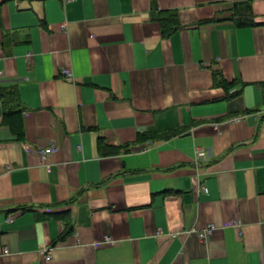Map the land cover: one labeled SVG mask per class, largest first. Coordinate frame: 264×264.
<instances>
[{
	"label": "crops",
	"instance_id": "1",
	"mask_svg": "<svg viewBox=\"0 0 264 264\" xmlns=\"http://www.w3.org/2000/svg\"><path fill=\"white\" fill-rule=\"evenodd\" d=\"M0 87V264H264V0H0Z\"/></svg>",
	"mask_w": 264,
	"mask_h": 264
},
{
	"label": "trees",
	"instance_id": "2",
	"mask_svg": "<svg viewBox=\"0 0 264 264\" xmlns=\"http://www.w3.org/2000/svg\"><path fill=\"white\" fill-rule=\"evenodd\" d=\"M167 18L168 22H165L163 17L158 18V21L161 23L162 26L163 35H167L171 30L177 27V19L174 13H168ZM242 25L248 24L243 22ZM0 97L4 106V122L10 126L12 132L19 140L23 139V110L22 108H20V102L18 100L15 88L0 87Z\"/></svg>",
	"mask_w": 264,
	"mask_h": 264
},
{
	"label": "built area",
	"instance_id": "3",
	"mask_svg": "<svg viewBox=\"0 0 264 264\" xmlns=\"http://www.w3.org/2000/svg\"><path fill=\"white\" fill-rule=\"evenodd\" d=\"M62 27H64V24L62 25ZM59 74H60L61 78H63L64 80L71 81V82L74 81L73 74H72L71 70L68 68H61L59 71ZM240 119H241L240 117H235V118L231 119V122H237ZM58 150H59V146L55 143H52L49 146H47L46 148L37 150L36 153L42 162H46ZM203 191H206L205 187H203ZM6 221L11 222L12 221V215H8L6 218ZM213 229H214V227L212 225H209L202 230L191 229V230H189V232H194L197 235V237L199 238V240H201L202 242H206L208 240V238L210 237ZM103 243L104 244H113V241L110 238L106 237L104 239ZM51 251H52V248L49 247L48 245H41L38 249L39 258L45 262H49L52 258ZM3 254H8V250L6 248L3 249Z\"/></svg>",
	"mask_w": 264,
	"mask_h": 264
}]
</instances>
